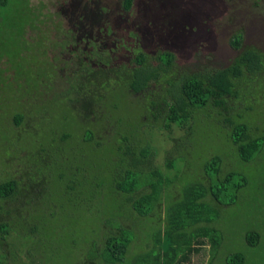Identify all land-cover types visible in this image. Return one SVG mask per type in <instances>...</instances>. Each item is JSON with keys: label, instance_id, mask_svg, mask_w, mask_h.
<instances>
[{"label": "trees", "instance_id": "1", "mask_svg": "<svg viewBox=\"0 0 264 264\" xmlns=\"http://www.w3.org/2000/svg\"><path fill=\"white\" fill-rule=\"evenodd\" d=\"M9 4L10 0H0L1 7ZM132 5L133 0H122L123 12L133 16ZM97 15L94 11L92 24L87 15L86 21L78 19L79 35L89 32V36L81 37L84 47L77 46L74 65L62 79V101L72 104L69 114H75L67 115L70 126L51 128L45 143L20 147L25 168L8 170L11 176L0 181V264H14L10 249L17 243L9 238L22 220L31 223L21 243L34 238L41 245L37 262L28 255L32 260L24 263L44 264L48 251L57 252V264L62 254L66 263L65 254L85 247L88 236L79 225L59 220L65 212L99 221L87 230L94 238L83 254L86 264H190L191 253L206 244L213 258L222 243L216 222L247 186L248 167L264 161V129L258 127L259 122L264 126V56L244 47L227 66L178 70L170 49L177 50L172 46L177 44L145 35L142 19H124L120 13L111 18L106 14L103 21ZM122 20L139 35L133 37L132 46L113 49L106 40L91 37V26L107 36L119 32ZM242 39L238 30L231 45L239 49ZM147 40L158 49L144 50L141 42ZM67 44L75 46L73 36ZM119 52L124 56L121 63L115 62ZM22 116L19 112L14 116L17 125ZM208 118L218 129L220 125L226 129L227 157L240 167L224 164L222 151L194 145L197 128ZM175 127L182 133L171 138L173 147L165 153L163 169L156 162L160 149L156 137ZM197 162L199 172L193 174ZM41 204L45 209L37 212ZM14 205L23 207L17 210ZM136 226L147 240L145 245L133 243ZM261 237V231L250 230L245 239L255 246ZM244 261L242 252L226 257L227 264Z\"/></svg>", "mask_w": 264, "mask_h": 264}, {"label": "rangeland", "instance_id": "2", "mask_svg": "<svg viewBox=\"0 0 264 264\" xmlns=\"http://www.w3.org/2000/svg\"><path fill=\"white\" fill-rule=\"evenodd\" d=\"M121 3L122 0H10L6 7L0 6V181L8 177V170L13 173L16 167L25 168L24 161L20 159L23 154L19 153L20 147L37 145L40 140L44 143L49 141L51 128H68V116L75 117V114H69L72 104L62 101V91L65 89L62 79L74 65L77 46L85 42L81 41V37L89 36V32L79 35L78 19L86 21L87 15V21L92 24L96 22L94 11L103 21L106 14L111 18L120 13L124 19H142L141 31L145 35H156L165 44H177L172 45L177 46V50L170 49L176 54L178 70L190 72L204 67L227 66L244 47H253L264 56V0H133V16L123 12ZM91 28V37L98 41L106 40L105 43L111 46L114 43L113 49L121 45L130 47L133 37L139 36L132 25L125 27L123 20L117 30L125 32L115 30L113 34L103 36L96 32L95 26ZM238 30L242 31L243 39L241 47L235 49L230 40ZM72 36L76 40L75 46L67 44ZM120 36L122 39H119ZM64 39H67L66 43ZM141 44L149 53L158 49L148 40ZM70 49H75V52L70 53ZM118 55L124 58L121 52ZM261 73L264 74V71ZM18 112L23 115L19 125L14 119ZM214 122L211 118L203 121L195 132L194 145L198 149L209 146L214 152L222 151L223 163L234 168L237 164L231 165L227 157L229 142L225 141L226 129L220 125L219 130ZM259 123L261 131L264 126ZM181 133L182 130L175 127L171 133L162 131L156 137V144L160 148L156 162L163 169L165 153L173 147L171 138H178ZM198 163L192 167L193 174L199 172ZM181 168L184 169L185 165ZM248 168L247 186L234 204L225 207L216 222L222 232V243L217 254L212 258L210 246L206 244L197 253H191L190 264H227L226 257L234 252L244 254L243 264H264V238L261 237L255 246H250L245 239L250 230L261 231L264 235V161ZM46 200L43 202L46 203ZM42 204L37 212L45 209V206L41 208ZM14 206L17 210L23 207ZM164 213V210L160 212L161 225L164 223ZM23 214H26V210ZM59 220L67 221L69 225H79L88 236L85 247L65 254L66 263L62 254L61 264H86L83 254L94 238L87 230L99 221L79 212L62 213ZM30 223L28 220L19 222L20 229L13 231L11 240L9 238L11 243H17L14 250L10 249L14 264H28L32 260L28 255L34 256L36 262L41 256L38 240L31 238L21 243ZM135 229L137 237L133 243L145 245L147 240H143L144 234L137 226ZM56 243L54 239V246ZM32 244L34 247L30 248ZM79 244L83 245L82 242ZM131 256L132 253H129L128 257ZM57 258V252L48 251L43 259L44 264H57ZM24 260L27 262L24 263Z\"/></svg>", "mask_w": 264, "mask_h": 264}, {"label": "flooded vegetation", "instance_id": "3", "mask_svg": "<svg viewBox=\"0 0 264 264\" xmlns=\"http://www.w3.org/2000/svg\"><path fill=\"white\" fill-rule=\"evenodd\" d=\"M119 32H120V30H118ZM70 33H72L71 32V30H70ZM119 39H121V38H119ZM112 42V41H111ZM113 43V42H112ZM111 47H115L114 46V43H113V45L111 46ZM86 61H88L89 62V60L86 58ZM120 61H122L123 62V59H121L120 57H119V59H118V62L120 63ZM124 62H127V61H124ZM93 63V62H92Z\"/></svg>", "mask_w": 264, "mask_h": 264}]
</instances>
